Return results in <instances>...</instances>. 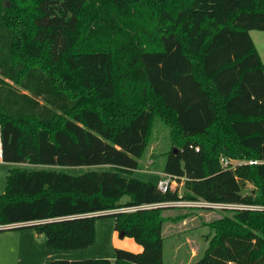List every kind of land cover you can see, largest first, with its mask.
Segmentation results:
<instances>
[{"label": "trees", "instance_id": "1", "mask_svg": "<svg viewBox=\"0 0 264 264\" xmlns=\"http://www.w3.org/2000/svg\"><path fill=\"white\" fill-rule=\"evenodd\" d=\"M30 1L21 30L4 7L17 11L16 0H0V141L3 163L41 168L9 170L0 227L31 224L48 248L82 249L95 216L116 210L114 229L141 252L43 264H163V212L176 207L120 209L264 206V66L249 35L264 31V0ZM155 119L177 150L161 172L183 179L181 194L126 177L141 169ZM77 166L110 169H53ZM225 212L193 264H264V211Z\"/></svg>", "mask_w": 264, "mask_h": 264}, {"label": "rangeland", "instance_id": "2", "mask_svg": "<svg viewBox=\"0 0 264 264\" xmlns=\"http://www.w3.org/2000/svg\"><path fill=\"white\" fill-rule=\"evenodd\" d=\"M17 11L10 10L8 3L4 7L11 15L13 28L27 29L30 27V20L34 14L30 0H16ZM148 13L144 15L140 22L148 23ZM151 23H156V15H152ZM126 23V22H125ZM148 30V29H147ZM256 52L264 66V31L252 30L249 32ZM103 36V35H102ZM104 42L108 38L103 37ZM176 149L169 140L168 129L155 119L151 128L148 147L139 161L140 168L133 170L131 175L126 177L135 178L142 182L155 184L163 176L161 165L165 153L171 148ZM239 163L231 160L230 164ZM223 166L226 164L221 162ZM20 167L27 170L40 169L35 165H15L0 162V195L4 192L5 180L9 170ZM68 175H81L89 171L109 170L108 166H77V167H55ZM246 192L253 191L251 183L246 184ZM170 190L183 192V179L172 180ZM96 215L94 218L95 237L91 245L82 249L58 250L46 246L43 235H38L29 227L13 228L0 231V264H43L48 260L66 259L80 260L90 258L111 259L115 250H125L132 253L141 252V246L131 237L124 235L120 237V231L114 229V217L111 213ZM227 212L207 209H187L176 207L163 212V216L170 218L162 225L163 242V264H193L197 261L208 245L209 239L213 235V230L209 225L214 219H218ZM180 220L172 221L179 216Z\"/></svg>", "mask_w": 264, "mask_h": 264}, {"label": "built area", "instance_id": "3", "mask_svg": "<svg viewBox=\"0 0 264 264\" xmlns=\"http://www.w3.org/2000/svg\"><path fill=\"white\" fill-rule=\"evenodd\" d=\"M231 160H226L224 158L220 159V162H224L226 165L223 167L227 166H234L230 164ZM0 162H2V152H1V141H0ZM250 164H255V161H250ZM157 182H156V187L161 193H165L166 191L170 190V183L174 178L168 174H162ZM158 206H172V207H181V208H187V209H209V210H219V211H225V210H242V209H249V210H258V211H264V206H248V205H243V204H232V203H211L207 202L201 199L198 200H178L175 202H167L163 204H152V205H143L140 207H131V208H123L120 209V211L123 212H133L136 211L137 209H149V208H154ZM7 226H3L0 228H5Z\"/></svg>", "mask_w": 264, "mask_h": 264}, {"label": "water", "instance_id": "4", "mask_svg": "<svg viewBox=\"0 0 264 264\" xmlns=\"http://www.w3.org/2000/svg\"><path fill=\"white\" fill-rule=\"evenodd\" d=\"M176 149L173 150L174 153H176ZM27 226H31V224H16V225H12V226H7L5 228H0V229H7V228H22V227H27ZM120 237L124 236L123 232H120Z\"/></svg>", "mask_w": 264, "mask_h": 264}]
</instances>
